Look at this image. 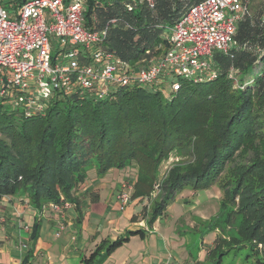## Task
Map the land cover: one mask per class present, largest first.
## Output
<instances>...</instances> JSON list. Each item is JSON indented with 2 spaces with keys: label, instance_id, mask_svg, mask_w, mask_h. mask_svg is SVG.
Returning <instances> with one entry per match:
<instances>
[{
  "label": "trees",
  "instance_id": "1",
  "mask_svg": "<svg viewBox=\"0 0 264 264\" xmlns=\"http://www.w3.org/2000/svg\"><path fill=\"white\" fill-rule=\"evenodd\" d=\"M198 1L85 0L84 20L95 30H106L104 47L135 63L162 53L170 28ZM244 2L232 45L226 53L213 55L216 77L183 83L169 98L140 86L121 88L103 100L75 94L52 99L44 115L29 118L0 104V197L25 195L36 210L46 203L77 205L74 190L85 180L89 165L97 175L133 161L156 165L188 139L186 108L192 101L206 100L213 109L209 124L192 131L202 139L203 151L189 164L171 169L147 224L151 226L184 187L204 189L231 165L234 179L219 185L220 209L227 217H240L233 243L248 248L256 264H264V125L259 124L264 114V0ZM151 184L135 183L133 195L148 194ZM219 223L218 215L211 219V228ZM37 228L33 225L32 240ZM144 234L142 229L126 230L113 240L103 239L82 261L100 264L130 236ZM215 246L212 264H222L227 250L222 253L217 242Z\"/></svg>",
  "mask_w": 264,
  "mask_h": 264
},
{
  "label": "built area",
  "instance_id": "2",
  "mask_svg": "<svg viewBox=\"0 0 264 264\" xmlns=\"http://www.w3.org/2000/svg\"><path fill=\"white\" fill-rule=\"evenodd\" d=\"M84 10L85 0L0 3L1 105L29 118L44 115L52 99L75 94L103 100L140 86L169 98L183 83L216 77L213 55L232 45L246 3L198 1L170 28L162 53L135 63L104 47L106 30L87 26ZM127 188L123 184L116 193L120 210L130 200ZM48 205L60 209L71 203Z\"/></svg>",
  "mask_w": 264,
  "mask_h": 264
},
{
  "label": "crops",
  "instance_id": "3",
  "mask_svg": "<svg viewBox=\"0 0 264 264\" xmlns=\"http://www.w3.org/2000/svg\"><path fill=\"white\" fill-rule=\"evenodd\" d=\"M113 169L97 175L89 165L85 180L74 190L77 205L71 203L66 208L53 209L46 203L36 210L25 195L0 197V264H84L83 257L89 256L101 240H113L126 230L136 229H142L144 236H130L100 264H201L204 255L194 262L186 261V257L197 247L198 238L197 249L202 251L209 231L205 225L214 212L191 213L176 203L178 197L188 193L187 188H192L187 186L178 192L149 226L147 216L143 215L145 197L131 199L130 210L119 213L116 193L123 183L108 182ZM161 220L164 222L159 226ZM35 224L37 236L32 240ZM172 235L175 237L171 238ZM171 241L177 243L175 247Z\"/></svg>",
  "mask_w": 264,
  "mask_h": 264
},
{
  "label": "rangeland",
  "instance_id": "4",
  "mask_svg": "<svg viewBox=\"0 0 264 264\" xmlns=\"http://www.w3.org/2000/svg\"><path fill=\"white\" fill-rule=\"evenodd\" d=\"M258 1L260 0H254L255 3ZM137 70H139V67H137ZM186 109L187 112H185V115L187 117L186 116L185 117L187 119V122H189L190 124V130L186 132V135H188L186 138L188 139H185L183 142L180 141V144H178L179 147L174 146L169 151H167L166 156L161 157L160 160L154 166L150 161H142L141 163L133 161L129 167L123 168L124 170L122 169V171H120V169L114 168L107 178L109 183L114 181H120L126 186H131V188L129 189L127 188L128 194L130 195V200L136 197H142V198L145 197L147 199V203L143 209L144 216L148 217L154 201L158 199V197L161 194V190H160L161 183L168 177L171 169L174 168L175 166L179 167L189 164L196 158L197 155H199L203 151L202 139L200 137H197V135H195V131L197 132L200 129L203 130V128H205L209 124L210 121L209 118L211 117L213 112L212 106L206 100L199 103L192 101L190 106L187 107ZM260 111H261L260 113H263L262 110ZM259 120H260L259 124L263 126L264 114L263 116L260 117ZM194 127H196V130L192 132ZM207 133L208 131L206 132V134ZM260 135L264 136V133H260ZM92 166L96 172L95 166L94 165ZM232 170L233 167L227 164L225 165L224 170L218 174L216 180L213 182L212 185L204 189L192 188L191 190H189V188H187L188 193H186L184 196L178 197L176 203L184 208H188V210L191 213L214 212L212 214L213 217L210 218L208 221L210 224L208 223L205 225L206 227H208L207 229H209V231L206 234V237L202 243L203 246L202 251L201 250L199 251V249H197V247L198 248L200 247V242H199L200 239L198 238L197 247L194 249L193 252L190 251V253L187 254L186 261L194 262L198 260L202 255H204L203 258L201 257L200 260L202 262L201 264L214 263L215 257L212 256L211 250L213 249V247H216L215 245L217 242L220 245L222 253L225 250H227L226 252L227 254L226 253L222 254V259H221L222 264H256L254 258L251 257L252 252L249 251L248 248H243V246L241 245L238 246L237 248V244L233 243L234 239H238L237 229L240 226V217L237 215L236 216L230 215L227 217L226 214L227 211L226 210L224 211L223 209L224 211L223 212L220 209V200L222 199L223 195H222L221 186L219 185L220 183L226 185L231 180L234 179ZM128 176L129 178H127ZM125 178L127 179L123 181ZM135 183H152V184L150 186V191L148 192V194L140 196V195H133ZM215 195L217 196V199L215 198ZM216 202H218V205H216ZM128 203L125 205V207L122 210L118 208L120 214L122 213L124 214L126 211L130 210V206L128 205ZM180 206H177V208L182 209V207ZM228 208H231V206H229ZM218 215L220 218V223L217 228L214 227V229H212L211 219H213L215 216ZM163 222L164 221L161 220V222H159V226L162 225ZM170 226L172 227V223L170 224ZM183 230H188V229L184 227ZM214 230L216 235L215 240L213 239ZM173 237H175V235L171 236V238ZM213 240L214 243L212 245L211 242ZM170 243L172 247H175L174 245L177 244L173 241H171ZM257 247L260 248V245H258Z\"/></svg>",
  "mask_w": 264,
  "mask_h": 264
}]
</instances>
